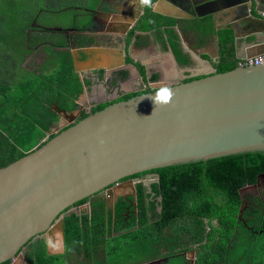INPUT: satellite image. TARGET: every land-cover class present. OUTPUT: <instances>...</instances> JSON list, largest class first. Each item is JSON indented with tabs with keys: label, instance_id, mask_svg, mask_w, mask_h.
I'll list each match as a JSON object with an SVG mask.
<instances>
[{
	"label": "trees",
	"instance_id": "obj_1",
	"mask_svg": "<svg viewBox=\"0 0 264 264\" xmlns=\"http://www.w3.org/2000/svg\"><path fill=\"white\" fill-rule=\"evenodd\" d=\"M29 1L0 0V168L25 156L46 137L58 120L51 111L55 103L62 110L74 111L83 92L78 75L71 71L68 62L64 70L49 78L39 70L26 74L23 63L32 47L40 45L34 44L40 38L29 39L28 32L36 33L42 14L74 10L88 1L32 0V5ZM155 1L147 4L142 18L129 33L127 44L136 31H158L178 64L190 66L192 62L182 48L175 20L157 14L153 10ZM218 35L220 57L214 66L217 73H224L236 68L240 61L234 31L227 28ZM136 65L145 77V67ZM158 80L157 75L149 79ZM106 106L99 105L94 112ZM87 115L83 112L80 118ZM151 172L159 177L153 192L161 203L151 202L150 194L139 183L136 206L120 198L114 213L109 215L99 209L92 215L72 214L64 219L65 252L50 255L43 240L31 246L29 264H143L164 259L169 264L176 257L178 262L188 264L185 254L192 250L196 251L194 264H264V203L252 198L243 221L239 217L244 206L242 189L257 184L264 173V153L226 156ZM158 206L160 210L156 212ZM244 220L254 229L248 228ZM98 255L103 256L102 260H98Z\"/></svg>",
	"mask_w": 264,
	"mask_h": 264
},
{
	"label": "water",
	"instance_id": "obj_2",
	"mask_svg": "<svg viewBox=\"0 0 264 264\" xmlns=\"http://www.w3.org/2000/svg\"><path fill=\"white\" fill-rule=\"evenodd\" d=\"M233 5L244 11L245 22L256 23L255 33L264 32V0ZM143 7L129 30L136 27ZM184 49L199 56L190 43ZM126 65L124 58L121 68ZM212 69L189 77L191 81L186 76L161 80L149 89L137 69L134 82L129 74L121 79L133 82L129 91L121 89L116 74L93 75L90 89L102 86L104 99L92 101L86 117L56 107L69 126L0 168V264L14 261L39 236H52L55 229L64 239V219L80 213L67 210L101 196L110 186L127 187L119 183L124 179L165 167L264 153V65L224 73ZM195 253L190 251L191 264Z\"/></svg>",
	"mask_w": 264,
	"mask_h": 264
},
{
	"label": "crops",
	"instance_id": "obj_3",
	"mask_svg": "<svg viewBox=\"0 0 264 264\" xmlns=\"http://www.w3.org/2000/svg\"><path fill=\"white\" fill-rule=\"evenodd\" d=\"M87 1L77 5L74 10L68 8L58 12H45L44 16L48 19L44 23L39 22L36 33L33 30L28 32L29 39L40 38L41 43L40 41L34 43L40 45L32 47L34 48L32 53L25 55L23 63L26 74L39 70L49 78L64 70L68 62L71 71L78 75L83 92L76 100L78 107L74 111H66L78 117L83 112L86 113L90 103L97 101L102 94V86L90 89L92 85L90 78L93 75L101 77L105 74L106 78L114 75L122 67V60L127 58L128 53L135 64L145 67L146 75L145 77L143 75L145 83H148L153 75H157L159 80L167 81L184 76L201 77L213 73L212 67H215L214 63L220 57V45L219 48L216 46V43L219 44L218 32L227 28L234 31L238 59L264 55V32L255 33L253 24L256 23L251 20L245 22L248 18L241 16L244 11L239 5H233L239 0L155 1L153 10L157 14L175 20V29L183 50L188 49L190 43V46L199 52V56L193 52H185L189 54L192 62L185 68L177 67L176 57L158 31H136L131 43L129 45L126 43L127 39L124 36L126 30L133 26V21L141 12L140 9L143 6L146 8L149 0ZM77 11L81 13L73 16ZM62 14L70 16V19L62 20L61 24L46 23L50 18ZM112 67L115 71L107 70ZM26 74L25 77H28ZM123 89L129 90L125 85ZM58 106L55 103L51 108L58 120L51 125V133L41 142L53 134L54 125L57 130L69 126V119L56 110Z\"/></svg>",
	"mask_w": 264,
	"mask_h": 264
},
{
	"label": "flooded vegetation",
	"instance_id": "obj_4",
	"mask_svg": "<svg viewBox=\"0 0 264 264\" xmlns=\"http://www.w3.org/2000/svg\"><path fill=\"white\" fill-rule=\"evenodd\" d=\"M149 3V2H148ZM146 9V8H145ZM144 14V13H143ZM133 29V28H132ZM132 29L130 30V31H128L127 33H126V35H124L125 37H126V39L129 37V33L132 31ZM136 33V32H135ZM126 43H127V40H126ZM128 59H131V58H129V53H128V55H127V58L125 59V62H126V66L125 67H123V68H120L119 70H117L116 71V75H117V78H118V83L119 84H121V89L123 90V91H125L124 89H123V86L125 85V86H127L128 88H129V90H130V88L132 87V85H133V82L135 81V79H136V70L138 69V67H137V65L135 64V62H132V63H130L129 61H128ZM132 65H134V67H131ZM129 66V67H128ZM137 68V69H136ZM135 70V71H133V70ZM139 70V69H138ZM140 72V74H141V71H139ZM124 74H129V76H130V78H131V80L133 81V82H131V80H129V81H126V79H124V80H121L123 77H124ZM141 76H142V74H141ZM143 77V76H142ZM128 83H130V84H128ZM151 83L152 82H148L147 84L148 85H146V87H147V89H149L150 88V85H151ZM132 84V85H131ZM128 90V91H129ZM116 92H117V90H115ZM103 95H101V97L97 100V101H95V102H98V101H102L103 99H104V96L102 97ZM88 108H90V106H88ZM87 108V109H88ZM93 110H94V108H93ZM142 175H140V176H136V177H130V178H127V179H124V180H122V181H120L119 183H122L124 186H127L129 189H130V191L128 192V194L127 195H130V196H128L127 198H125V199H127L128 201H129V203H131V206H133L134 205V201L133 200H131L130 201V199H129V197H133V191H132V189H131V187H134L135 189H136V187L138 186V184L139 183H141V184H143V186L146 188V194L148 195V194H150V197H149V199H150V201L151 202H153V203H156V205H158L159 203H161V198L160 197H156L155 196V194H154V192H153V185H155L154 183H152L151 181L152 180H157V182H159V177H158V175L156 174V173H152L151 171H148V173L147 172H144V173H141ZM264 178V177H263ZM263 183H264V181H263ZM116 186L117 185H113V186H110V187H108L106 190L107 191H109V193H112L114 190H115V188H116ZM118 200V199H117ZM117 200L114 202V205H113V207H114V209H115V205H116V203H117ZM87 203H91L92 205H91V210H95V209H99V210H105V211H107V212H109V211H111L110 210V208H109V203H110V201L107 199V197H106V195H105V193L103 192V194L101 195V196H97V197H95V198H92V199H87L86 200V202L84 203V204H82V205H75V206H73V207H71L69 210H67V211H71V210H73L74 208H77V207H79L81 210H83V209H85V207H87L88 205H86ZM128 208H130V207H128ZM158 210H160V207L158 206ZM129 214V210H127L126 212H125V215L127 216ZM49 240V242L51 243V245H53V246H50V248L52 249V250H55V247H56V243L58 242V240L57 241H55V238H53V240L55 241V242H53V240L52 239H48ZM61 251V250H60ZM59 251V252H60ZM30 251H27L26 253H29ZM189 261V260H188ZM190 261H191V259H190ZM191 263V262H190Z\"/></svg>",
	"mask_w": 264,
	"mask_h": 264
},
{
	"label": "rangeland",
	"instance_id": "obj_5",
	"mask_svg": "<svg viewBox=\"0 0 264 264\" xmlns=\"http://www.w3.org/2000/svg\"><path fill=\"white\" fill-rule=\"evenodd\" d=\"M75 4H77L76 2H74ZM29 4L30 5H32V0H30L29 1ZM79 4V3H78ZM77 13H81V11H77V12H74L73 13V16L75 15V14H77ZM45 14H43L42 15V18H40V22H45V20L46 19H48V17H45L44 16ZM63 17V18H62ZM50 18V17H49ZM62 18V19H61ZM67 18H69L70 19V16H64V14H62V15H60V16H55V18H50V20L48 21V22H46V23H51V24H57V23H59V24H61L62 22V20H64V21H66L67 20ZM185 68V67H184ZM185 77V76H184ZM158 83H159V81H158ZM55 126V128H53L52 129V132H53V134H57L58 132H60L62 129H58L57 130V128H56V125H54ZM49 133H51V131L50 132H48L47 134H49ZM52 134V135H53ZM49 136H51V135H48V137ZM263 181H264V178L263 177H261V179H260V181H259V183L257 184V186H255V187H251V188H249V189H244V190H242V196H243V201H244V206L245 205H247V203H250L251 201H253L252 200V198H258V200H260V201H263L264 200V183H263ZM130 191V189H125V188H121V189H118L117 190V192H116V194L119 196V195H126V194H128V192ZM156 204V203H155ZM109 208H110V210H112L113 209V203H109ZM157 211H159L158 210V207L156 208V212ZM79 214V213H78ZM81 214H83L82 212H81ZM251 228V227H250ZM58 232V231H57ZM56 232V233H57ZM113 235H115L114 233L113 234H111V236H113ZM47 237V234H43V235H41V236H39L37 239H36V241L37 242H40V241H43V239L44 238H46ZM48 238H46V240H47ZM36 242V243H37ZM36 243H31V244H29L25 249H24V251L17 257V259H15L14 261H10V264H29V262L27 261L28 260V253H26L27 251H31V246H33V244H36ZM51 246H53V245H51ZM62 244L59 242V243H56V247H55V250H52L51 248H50V251L52 252V253H59V251H60V249H61V251H62ZM23 258H25V259H27L26 261L23 259ZM79 258H80V256H79ZM102 258H103V256H99L98 255V260H102ZM81 259V261H83V259L82 258H80ZM179 258H173V259H171L170 260V263L169 264H183V260H180L179 262L177 261ZM185 260L186 261H188L189 260V257L188 256H185ZM166 260H161V264H163L164 262H165ZM189 263L188 264H191L190 262V260L188 261ZM81 263V262H80ZM83 263V262H82ZM144 264V263H143Z\"/></svg>",
	"mask_w": 264,
	"mask_h": 264
},
{
	"label": "clouds",
	"instance_id": "obj_6",
	"mask_svg": "<svg viewBox=\"0 0 264 264\" xmlns=\"http://www.w3.org/2000/svg\"><path fill=\"white\" fill-rule=\"evenodd\" d=\"M150 1V0H149ZM155 3V2H154ZM147 6V5H146ZM144 12H145V10H144ZM263 16H264V13H263ZM39 24V23H38ZM135 28V27H134ZM133 28V29H134ZM135 34V33H134ZM219 38V37H218ZM236 45V44H235ZM185 52V51H184ZM188 54V53H187ZM260 56H264V55H260ZM254 57H258V56H254ZM249 58H253V57H249ZM249 58H246V59H239V64H238V66H244L243 65V62L245 61V60H247V59H249ZM178 63V62H177ZM179 64H178V68H179ZM237 66V67H238ZM254 66H258V65H254ZM181 67V66H180ZM181 68H184V67H181ZM215 68V67H214ZM187 79H189V77H187ZM158 81H161V80H158ZM158 81L157 82H152L153 84H157L158 83ZM150 82V81H149ZM148 85V84H147ZM81 117V116H80ZM79 117V118H80ZM49 138V137H48ZM46 140V139H45ZM44 140V141H45ZM44 141L43 142H41L40 144H43L44 143ZM259 179V178H258ZM261 179V178H260ZM260 179L258 180V182H257V184L259 183V181H260ZM152 183H154V184H157L158 182H157V180H152L151 181ZM257 184H255V185H253L252 187H255V186H257ZM247 186H250V185H247ZM246 186V187H247ZM128 187H125V189H127ZM245 188V187H244ZM244 188L242 189V190H244ZM251 188V187H250ZM119 188L116 186V188H115V190L112 192V193H109V191H107V190H105L104 191V193H105V195H106V197H107V199L110 201V203H113V205H114V202L118 199H120V198H127L128 196H130V195H117L116 194V192H117V190H118ZM129 189V188H128ZM131 189H132V187H131ZM246 189H249V188H246ZM133 191V190H132ZM132 198H134V206H136V203H137V187H136V192H134L133 191V197ZM85 200H87V199H85ZM117 200V201H118ZM261 202H263L264 203V200L263 201H261ZM86 205H88L87 207H85V209H83V210H81L79 207H77V208H74L73 210H75L76 211V209H80V213L79 214H76V213H74V214H76V215H78V216H81L82 214H81V212L83 213V214H88V215H92V213L95 211V210H98V209H95L94 211L93 210H91V203H87ZM248 205V204H247ZM247 205H245V206H243L242 208H243V210H244V212H245V210H246V208H247ZM241 208V209H242ZM69 210V209H68ZM105 211V210H104ZM241 211V210H240ZM106 213H107V215H109L110 213H114V207H113V209L111 210V211H109V212H107V211H105ZM244 212H243V214H244ZM243 214H242V217L240 218V220H242L243 221ZM240 215V214H239ZM244 224L248 227V228H250V226H248V220H244ZM250 229H254L253 227L252 228H250ZM57 231H56V229H55V232H54V234L56 233ZM260 231H258L257 233H259ZM51 235H48L47 234V237L46 238H48L49 239V237H50ZM46 238H44L43 240L46 242V245H47V251H48V253L50 254V255H61V254H63L64 252H65V247H64V239L62 238V251H60V253H52L51 251H50V246H51V243L49 242V240L47 239L46 240ZM38 243V242H37ZM36 243V244H37ZM189 255H190V252H188V253H186L185 254V256H188L189 257ZM25 261L27 260V259H25V258H23ZM167 260V259H166ZM189 260H190V257H189ZM28 261V260H27ZM149 263V262H148ZM167 263V262H166ZM166 263H163V264H166ZM145 264V263H144Z\"/></svg>",
	"mask_w": 264,
	"mask_h": 264
},
{
	"label": "built area",
	"instance_id": "obj_7",
	"mask_svg": "<svg viewBox=\"0 0 264 264\" xmlns=\"http://www.w3.org/2000/svg\"><path fill=\"white\" fill-rule=\"evenodd\" d=\"M244 66L264 65V56L253 57L243 62ZM153 83H151L152 85Z\"/></svg>",
	"mask_w": 264,
	"mask_h": 264
},
{
	"label": "bare ground",
	"instance_id": "obj_8",
	"mask_svg": "<svg viewBox=\"0 0 264 264\" xmlns=\"http://www.w3.org/2000/svg\"><path fill=\"white\" fill-rule=\"evenodd\" d=\"M54 232H55V230H54ZM49 238H51L52 240H53V238H55V241L58 240L57 243L60 242L62 244V237H61V234L59 231L57 233L53 234L52 236H50ZM55 241L53 240V242H55Z\"/></svg>",
	"mask_w": 264,
	"mask_h": 264
}]
</instances>
